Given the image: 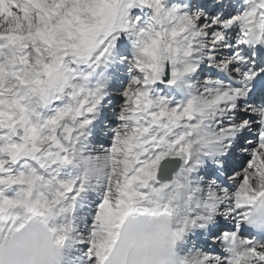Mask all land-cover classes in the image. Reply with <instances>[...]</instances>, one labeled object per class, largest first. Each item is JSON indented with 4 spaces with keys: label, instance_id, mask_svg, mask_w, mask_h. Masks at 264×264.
<instances>
[{
    "label": "snow or ice",
    "instance_id": "6c2138e0",
    "mask_svg": "<svg viewBox=\"0 0 264 264\" xmlns=\"http://www.w3.org/2000/svg\"><path fill=\"white\" fill-rule=\"evenodd\" d=\"M0 264H264V0H0Z\"/></svg>",
    "mask_w": 264,
    "mask_h": 264
}]
</instances>
